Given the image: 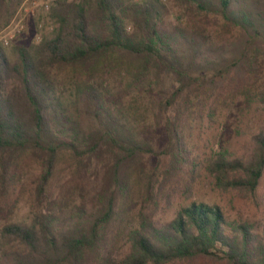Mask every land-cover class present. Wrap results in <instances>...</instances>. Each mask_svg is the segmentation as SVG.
Returning a JSON list of instances; mask_svg holds the SVG:
<instances>
[{"label": "trees", "instance_id": "1", "mask_svg": "<svg viewBox=\"0 0 264 264\" xmlns=\"http://www.w3.org/2000/svg\"><path fill=\"white\" fill-rule=\"evenodd\" d=\"M51 15L52 38L14 61L0 46V204L25 182L24 157L39 167L37 212L4 225L0 264H264V220L193 200L166 221L154 190L200 165L258 199L264 0H58ZM218 21L235 34H213ZM127 77L135 111L112 92ZM232 116L225 141L213 129ZM64 153L80 185L71 206L56 179Z\"/></svg>", "mask_w": 264, "mask_h": 264}, {"label": "rangeland", "instance_id": "2", "mask_svg": "<svg viewBox=\"0 0 264 264\" xmlns=\"http://www.w3.org/2000/svg\"><path fill=\"white\" fill-rule=\"evenodd\" d=\"M56 1L58 0H0V46L5 49L11 60L14 61L17 57V47L39 44L55 35L58 25L52 17L51 11ZM18 12H21L18 18L19 22L10 27ZM21 25H24L25 28L18 33ZM211 31L213 34L223 37H231L235 34V30L224 28L221 21L213 24ZM12 36L15 37L11 39ZM132 67L134 68L135 65ZM133 68H130V71ZM129 81L127 77L121 83L118 82L114 86L112 85V92L118 98L123 95L124 105L132 102L135 111L139 107V102L136 103L138 96L133 92L135 91L134 85H131V88L126 86ZM238 104H242V100ZM144 112L143 108L141 111H136V119L139 121V125H148L149 115H145ZM233 117L228 120L220 117V122L217 121L218 123H216L217 128L213 129L216 133H223L222 139L225 141L233 135ZM222 128L224 130H221ZM203 142L204 139L201 141V145ZM34 160L29 155L24 157L22 163L26 164L24 166L26 170L25 182L16 186L10 199L7 200L9 202L8 206L4 207L5 204H0V233L4 225L8 223H30L37 212L38 204L33 179L38 174L39 167ZM154 163L157 165L158 160L155 159ZM72 167L73 159L71 155L64 153L59 166L61 173L57 174L56 179L57 182L61 180L60 183H63L69 189L66 192L68 206L78 202L80 192V185L72 182V175H70ZM155 186L154 190L161 200L160 208L156 211L166 221L174 217L177 208L181 205H188L193 200L217 203L233 218L243 217L252 221L264 220V204L262 203V200L264 201V180L257 194L258 199L254 200L251 195L245 192L219 189L211 181L204 166H197L194 175H191L190 167L184 164L179 172L166 179L164 184L161 185V189H157L159 188L158 183ZM2 245L3 240L0 238V250Z\"/></svg>", "mask_w": 264, "mask_h": 264}, {"label": "built area", "instance_id": "3", "mask_svg": "<svg viewBox=\"0 0 264 264\" xmlns=\"http://www.w3.org/2000/svg\"><path fill=\"white\" fill-rule=\"evenodd\" d=\"M47 8L49 7V6H46ZM20 14H21V12H18V14L15 16V18H14V20L12 21V23H11V25H10V27L13 25V24H15V23H18L19 22V16H20ZM9 27V28H10ZM24 25H21L20 27H19V31H18V33H20V32H22L23 30H24ZM15 36H12V37H10L11 39H13ZM7 43H8V41H7Z\"/></svg>", "mask_w": 264, "mask_h": 264}]
</instances>
